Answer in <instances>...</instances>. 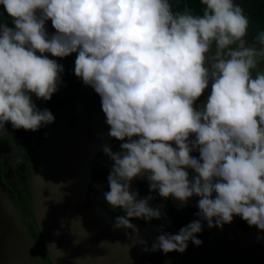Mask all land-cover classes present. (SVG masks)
<instances>
[{
	"label": "clouds",
	"instance_id": "obj_1",
	"mask_svg": "<svg viewBox=\"0 0 264 264\" xmlns=\"http://www.w3.org/2000/svg\"><path fill=\"white\" fill-rule=\"evenodd\" d=\"M0 132L54 123L48 108L63 84L57 59L75 53L73 72L100 97L113 161L104 198L124 215L115 229L166 213L152 192L178 206L197 197L198 219L162 233L146 251L183 253L198 233L239 216L264 233V31L234 0H200L196 13L172 0H0ZM51 22L54 32L48 31ZM209 93L203 102L205 90ZM47 135V134H46ZM195 153V155H194ZM146 179L150 192L132 189ZM163 227V226H162ZM260 237H258V240Z\"/></svg>",
	"mask_w": 264,
	"mask_h": 264
},
{
	"label": "water",
	"instance_id": "obj_2",
	"mask_svg": "<svg viewBox=\"0 0 264 264\" xmlns=\"http://www.w3.org/2000/svg\"><path fill=\"white\" fill-rule=\"evenodd\" d=\"M108 125L70 126L55 121L34 149L28 170L32 215L49 264H153L151 248L164 232L160 226L131 222L115 229L114 216L103 205L102 191L90 188L94 155L109 145ZM238 218L213 229L201 246L173 251L182 264H264V235L257 227L242 231ZM258 237L260 239L258 240ZM0 264H45L21 220L11 188L0 178Z\"/></svg>",
	"mask_w": 264,
	"mask_h": 264
},
{
	"label": "flooded vegetation",
	"instance_id": "obj_3",
	"mask_svg": "<svg viewBox=\"0 0 264 264\" xmlns=\"http://www.w3.org/2000/svg\"><path fill=\"white\" fill-rule=\"evenodd\" d=\"M251 38L249 37L248 39ZM77 83L71 80H63L59 91L53 94L51 100H36L35 102L41 109L48 108L51 110L55 116V121H62L68 123L70 126H76L81 123L87 127L92 124H106L105 114L101 110L99 95L90 86ZM204 100L201 97L198 103ZM54 123L42 127L37 131H25L22 128L14 129L11 123H8L6 125L7 130L0 132V178L11 188L23 225L33 237L45 264H49V260L32 215L28 170L36 145L42 138L48 136L47 131L53 129ZM107 127L109 129V126ZM108 142L113 151L120 150V141L115 138H109ZM93 161L94 167L91 172L89 186L95 194H99L100 191L104 194V192L109 190L107 176L113 161L110 160L103 150L95 153ZM132 189L138 191L141 198L150 192L149 184L143 178L134 179L132 181ZM103 194V205L114 217L125 214L122 208L113 209L110 207ZM151 195L154 197L150 201L151 206H160L162 212L166 213V215H163L160 219L153 218L150 222H146L141 218L132 219H137L142 224L158 225L162 230L170 231L173 234L190 221L198 219L195 216V213L198 211L197 197L189 198L187 205L178 206V202L172 198H161L155 192H152ZM234 217L238 218L237 226L242 231H247L251 227L239 216ZM213 229H219V227L209 228L205 222L203 232L197 235L203 241L211 235ZM262 234L264 235V233ZM189 243L192 244L191 242ZM150 260L153 264H182L181 260L176 258L173 252L165 254L162 251H154ZM194 264L199 263L195 262Z\"/></svg>",
	"mask_w": 264,
	"mask_h": 264
},
{
	"label": "rangeland",
	"instance_id": "obj_4",
	"mask_svg": "<svg viewBox=\"0 0 264 264\" xmlns=\"http://www.w3.org/2000/svg\"><path fill=\"white\" fill-rule=\"evenodd\" d=\"M235 3H238L241 5V7L244 9L245 15H247L249 17L250 20V25H249V34H258L260 31H264V25L262 28H259L257 26V24H255L254 19H253V13H255L256 11H260L257 7H258V3L259 0H234ZM250 13V14H249ZM7 18L6 13L3 9V6L0 5V22L1 21H5ZM48 31L54 32L55 29L52 28L51 26V22H48ZM248 34V37H250ZM247 37V39H248ZM249 42L252 41V39H248ZM50 56V58H54L57 59L60 63H62L64 65V73H63V80L64 81H74L75 83H83L82 80L78 77L75 76L73 69H74V60L76 57V54L73 53L68 57H65L63 59L61 58H55V57H51V54H47ZM262 67H264V65H262ZM77 83V84H78ZM209 93V89L205 90L204 95H202L201 97L203 99H206L207 95Z\"/></svg>",
	"mask_w": 264,
	"mask_h": 264
},
{
	"label": "trees",
	"instance_id": "obj_5",
	"mask_svg": "<svg viewBox=\"0 0 264 264\" xmlns=\"http://www.w3.org/2000/svg\"><path fill=\"white\" fill-rule=\"evenodd\" d=\"M172 2L174 4L176 10H179V7L181 5L187 4L188 6H190L192 8V10L194 12L200 13L201 7H202L200 5V0H172ZM257 8L260 11H256L255 13H253V19H254L255 24H257V26L259 28H262L263 25H264V0H259V3H258V7ZM1 22H7L11 26V21H10L9 18H6L5 21H1ZM255 35H257V34H249V36L252 37V38Z\"/></svg>",
	"mask_w": 264,
	"mask_h": 264
}]
</instances>
